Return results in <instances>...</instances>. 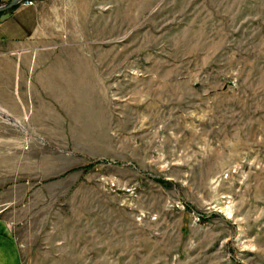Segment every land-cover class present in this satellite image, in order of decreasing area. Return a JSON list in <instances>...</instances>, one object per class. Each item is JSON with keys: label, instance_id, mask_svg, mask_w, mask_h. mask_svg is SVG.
<instances>
[{"label": "rangeland", "instance_id": "1", "mask_svg": "<svg viewBox=\"0 0 264 264\" xmlns=\"http://www.w3.org/2000/svg\"><path fill=\"white\" fill-rule=\"evenodd\" d=\"M28 2L0 122L22 264H264V0Z\"/></svg>", "mask_w": 264, "mask_h": 264}, {"label": "crops", "instance_id": "2", "mask_svg": "<svg viewBox=\"0 0 264 264\" xmlns=\"http://www.w3.org/2000/svg\"><path fill=\"white\" fill-rule=\"evenodd\" d=\"M10 1L0 0V3ZM9 12L7 20H0V122L22 126L23 112L28 108L24 69L28 52L41 43L36 33L40 17L37 5H19ZM0 264H22L17 239L4 219H0Z\"/></svg>", "mask_w": 264, "mask_h": 264}, {"label": "water", "instance_id": "3", "mask_svg": "<svg viewBox=\"0 0 264 264\" xmlns=\"http://www.w3.org/2000/svg\"><path fill=\"white\" fill-rule=\"evenodd\" d=\"M24 0H11L10 2H6L4 4L0 5V13H3L0 16L1 21H5L10 17V12L13 8H15L17 5L21 4Z\"/></svg>", "mask_w": 264, "mask_h": 264}, {"label": "built area", "instance_id": "4", "mask_svg": "<svg viewBox=\"0 0 264 264\" xmlns=\"http://www.w3.org/2000/svg\"><path fill=\"white\" fill-rule=\"evenodd\" d=\"M30 4H32V3H31V2H28L27 4L22 3L23 6H29ZM32 5H33V4H32ZM32 5H31V6H32Z\"/></svg>", "mask_w": 264, "mask_h": 264}, {"label": "trees", "instance_id": "5", "mask_svg": "<svg viewBox=\"0 0 264 264\" xmlns=\"http://www.w3.org/2000/svg\"><path fill=\"white\" fill-rule=\"evenodd\" d=\"M19 5H20V4H19ZM19 5H17L16 7H18ZM16 7H15V8H16ZM13 9H14V8H13ZM2 14H3V13H0V16H1Z\"/></svg>", "mask_w": 264, "mask_h": 264}, {"label": "bare ground", "instance_id": "6", "mask_svg": "<svg viewBox=\"0 0 264 264\" xmlns=\"http://www.w3.org/2000/svg\"><path fill=\"white\" fill-rule=\"evenodd\" d=\"M22 2H24V1H22ZM22 4V3H21Z\"/></svg>", "mask_w": 264, "mask_h": 264}]
</instances>
